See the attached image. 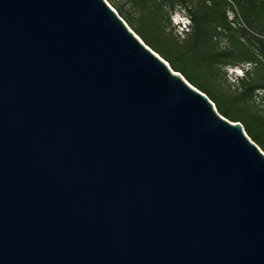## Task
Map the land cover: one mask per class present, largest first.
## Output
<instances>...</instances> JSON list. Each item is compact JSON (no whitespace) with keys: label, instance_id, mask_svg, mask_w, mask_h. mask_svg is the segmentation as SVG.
Here are the masks:
<instances>
[{"label":"water","instance_id":"95a60500","mask_svg":"<svg viewBox=\"0 0 264 264\" xmlns=\"http://www.w3.org/2000/svg\"><path fill=\"white\" fill-rule=\"evenodd\" d=\"M0 264H264V152L106 0H0Z\"/></svg>","mask_w":264,"mask_h":264},{"label":"trees","instance_id":"16d2710c","mask_svg":"<svg viewBox=\"0 0 264 264\" xmlns=\"http://www.w3.org/2000/svg\"><path fill=\"white\" fill-rule=\"evenodd\" d=\"M112 6L146 45L204 92L221 115L239 121L264 151V109H248L256 99L264 103V91L259 92L264 90V0H118ZM176 10L187 13L191 31L170 52L163 45L162 28ZM248 62L253 68L234 91L215 83L222 67Z\"/></svg>","mask_w":264,"mask_h":264},{"label":"clouds","instance_id":"9594fccd","mask_svg":"<svg viewBox=\"0 0 264 264\" xmlns=\"http://www.w3.org/2000/svg\"><path fill=\"white\" fill-rule=\"evenodd\" d=\"M170 19L172 21V27H174L175 29L173 35L178 36L180 38V42L182 43L185 39H187V36L185 34L191 31V29L189 28L191 21L187 17V13L183 10L171 12ZM165 30L169 31L171 29L166 28ZM252 68L253 64L251 62H248L238 66H227L224 69L227 72V80L229 84L234 86L233 91L235 90V86L238 84V81L240 79L246 78V72L251 71Z\"/></svg>","mask_w":264,"mask_h":264},{"label":"rangeland","instance_id":"374dc122","mask_svg":"<svg viewBox=\"0 0 264 264\" xmlns=\"http://www.w3.org/2000/svg\"><path fill=\"white\" fill-rule=\"evenodd\" d=\"M106 2L111 7H113L112 6L113 2H118V0H106ZM227 14H228V17L229 18L233 16V14H232L231 11H228ZM169 19H170V17H169ZM166 28H169L171 30L166 31L165 30ZM174 31H175V29H174V27H172V21L170 19V23L166 27L163 26V28H162V37H163L162 41H163V45H164L165 49L168 50V51H170V52H174V51L178 50L180 48V44H181L180 38L178 36H174L173 35V32ZM227 66H233V65H227ZM227 66L222 67V70H221V73H220V77L215 82L216 84L217 83H220L221 88L223 90H227L228 87H230V88H233L234 87L233 85L229 84V82L227 80V72L224 70ZM263 91L264 90H260L259 92H263ZM248 109L250 110V112H253V113L254 112H257V113L262 112L263 113L264 103L261 102L259 99H256V101L253 104L248 105Z\"/></svg>","mask_w":264,"mask_h":264}]
</instances>
